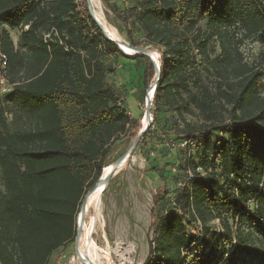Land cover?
I'll return each mask as SVG.
<instances>
[{"label":"trees","instance_id":"16d2710c","mask_svg":"<svg viewBox=\"0 0 264 264\" xmlns=\"http://www.w3.org/2000/svg\"><path fill=\"white\" fill-rule=\"evenodd\" d=\"M135 2L140 40L128 32L126 43L155 47L161 69L138 146L152 143L159 111L171 121L163 139L194 145L183 157L189 184L169 198L175 207L158 215L153 204L143 264H264V69L240 52L253 39L264 47V0ZM4 27L20 31L16 45ZM0 47L13 86L0 98V264H49L55 249L74 242L81 203L111 146L137 124L107 83V58L126 56L86 0H0ZM132 59L145 64L146 90L154 69ZM157 171L149 170L162 182ZM183 215L203 236L218 222L207 250L188 251L195 238Z\"/></svg>","mask_w":264,"mask_h":264},{"label":"rangeland","instance_id":"374dc122","mask_svg":"<svg viewBox=\"0 0 264 264\" xmlns=\"http://www.w3.org/2000/svg\"><path fill=\"white\" fill-rule=\"evenodd\" d=\"M98 1L100 8L97 6L94 9L102 13L106 24L117 31L121 41L126 42L128 32L131 33L132 39L140 40V33L132 19L135 0H109L108 9L102 0ZM205 23V20H201L197 26L204 30ZM3 29L16 45L20 31L5 27ZM139 47L153 49L159 54L158 50L151 45L143 44ZM213 50V55L219 53L216 45ZM240 52L245 62L264 69L262 58L264 47L256 39L246 41L240 47ZM154 76L148 86L154 82ZM145 91L144 89V94ZM152 110L153 107H151V116ZM143 113L144 101L142 100L141 115L136 120V126L111 146L105 159V166L128 150L141 128ZM186 119L194 121L193 118ZM170 122L169 113L158 112V119L152 126L154 137L150 146L144 150L137 147L131 161L111 178L102 195L103 227L98 228L93 238L98 248L104 247L103 249L110 254L112 264H143L145 262L149 253V241L153 235L151 209L154 202H157V214L161 215L170 209L169 198L189 184L188 177L191 175V170L188 173L183 170V157L185 153L193 154L194 145L173 141V139H163V132L171 128ZM143 157L148 160V163ZM151 168H155L158 170L157 173L162 174V182L158 181L156 172H149ZM90 212L89 215L92 214ZM183 222L186 234L195 238L194 245L188 248L191 254H197L201 249L207 250L219 232L217 221L210 223V230L206 236H203L201 226L189 215H183ZM74 254V242L65 244L51 253L49 264H69Z\"/></svg>","mask_w":264,"mask_h":264},{"label":"bare ground","instance_id":"6f19581e","mask_svg":"<svg viewBox=\"0 0 264 264\" xmlns=\"http://www.w3.org/2000/svg\"><path fill=\"white\" fill-rule=\"evenodd\" d=\"M93 7L98 6V0H91ZM100 8V6H98ZM95 16L107 34L116 41L121 43V49L127 55H134L135 51L132 50L127 44L121 41V38L115 29L109 27L103 16L102 13L95 10ZM150 56L153 60L158 59V53L153 49H149ZM141 128L147 126L148 119L144 116L141 122ZM131 159H128L126 163L119 169L121 170L124 168ZM114 162L108 164L103 168L101 178H104L110 170L113 168ZM118 170V171H119ZM117 171V172H118ZM107 186L103 182H100L96 185L94 189H92L84 199L83 202V209L79 212L77 218V225L80 229V234L77 238V246L75 250L74 256L71 258L69 264H112V260L110 254L107 250L100 249L97 247L96 242L94 241L93 235L97 232L98 228L103 227L102 216H101V201L102 195L105 192ZM92 210V212H90ZM89 212L92 213L89 215ZM108 249V248H107Z\"/></svg>","mask_w":264,"mask_h":264},{"label":"crops","instance_id":"0c3cea01","mask_svg":"<svg viewBox=\"0 0 264 264\" xmlns=\"http://www.w3.org/2000/svg\"><path fill=\"white\" fill-rule=\"evenodd\" d=\"M125 56L107 58V63L114 69L107 83L115 89L121 105L127 110L131 119L136 121L141 115V104L146 94V91L144 94L142 77L145 64L141 59Z\"/></svg>","mask_w":264,"mask_h":264},{"label":"water","instance_id":"95a60500","mask_svg":"<svg viewBox=\"0 0 264 264\" xmlns=\"http://www.w3.org/2000/svg\"><path fill=\"white\" fill-rule=\"evenodd\" d=\"M86 3H87V9H88V12L90 14V16L93 18L94 22L98 25V27L100 28V30L103 32L105 38L114 43L118 48L119 50L124 54V55H127L122 49H121V43L119 41H116V40H113L108 34L107 32L104 30V28L101 26V24L99 23V21L97 20L96 16H95V9L91 3V0H86ZM128 47H130L132 50L135 51V54L132 55V57L134 56H141V57H145L147 58L153 69H154V82L152 84H150L147 89H146V94H145V98H144V116L148 119V124L147 126L143 127V128H140V130L138 131L137 135H136V138L133 140V142L131 143L130 147L128 148V150L123 153L119 158H117L115 161H114V166L113 168L110 170V172L108 173V175H106L104 178H99V180L97 181V183L94 185V187L92 189H94L96 187V185L100 182H103L105 184V186L108 185L109 181L111 180V178L117 173V171L126 163V161L128 159H131L134 152L136 151L139 143H140V140L142 139V137L145 135L146 131L148 130L149 126L151 125L150 123L152 122V116H151V107H152V102H153V97H154V92H155V89H156V86H157V83L159 81V78H160V72H161V69H160V63L158 61V59L155 61L151 58L150 56V52H149V49L148 48H144V47H131L127 44ZM130 56V55H128ZM159 56V54H158ZM91 189V190H92ZM90 190V191H91ZM88 191L84 198H83V201L81 203V206H80V211H82L83 209V202H84V199L85 197L87 196V194L90 192ZM79 211V212H80ZM77 224V223H76ZM80 234V229H79V226L77 225L76 226V236H75V239H74V245H75V250H76V246H77V238H78V235Z\"/></svg>","mask_w":264,"mask_h":264},{"label":"built area","instance_id":"2783aa9c","mask_svg":"<svg viewBox=\"0 0 264 264\" xmlns=\"http://www.w3.org/2000/svg\"><path fill=\"white\" fill-rule=\"evenodd\" d=\"M12 85L10 84L8 77H7V57L6 55L1 51L0 47V95L8 94L12 90ZM262 181H264V170L262 174ZM172 206L175 207V203L171 200L170 202ZM254 202L249 201L248 206L252 208L254 206ZM177 209V207H176ZM178 211V209H177Z\"/></svg>","mask_w":264,"mask_h":264}]
</instances>
